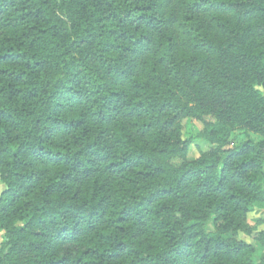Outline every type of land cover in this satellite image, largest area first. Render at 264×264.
I'll use <instances>...</instances> for the list:
<instances>
[{"label":"trees","instance_id":"obj_1","mask_svg":"<svg viewBox=\"0 0 264 264\" xmlns=\"http://www.w3.org/2000/svg\"><path fill=\"white\" fill-rule=\"evenodd\" d=\"M0 182V264H264V0H0Z\"/></svg>","mask_w":264,"mask_h":264},{"label":"rangeland","instance_id":"obj_2","mask_svg":"<svg viewBox=\"0 0 264 264\" xmlns=\"http://www.w3.org/2000/svg\"><path fill=\"white\" fill-rule=\"evenodd\" d=\"M203 128V123L196 119H185L182 121V132L184 137L189 136H195L197 131L201 130ZM254 136V135H252ZM256 139H258V136H255ZM208 148V145H205L198 140H195L190 146L187 153V158L192 160L199 156V154L202 151H205ZM178 161L175 160L174 163H177ZM3 188L2 183L0 182V192ZM249 222L250 223H257L258 230H264V211L259 213H252L249 214ZM210 228V225L208 226ZM242 239L246 241H251L250 237H246L244 235L240 236ZM260 259L259 256L255 257V261H258Z\"/></svg>","mask_w":264,"mask_h":264}]
</instances>
